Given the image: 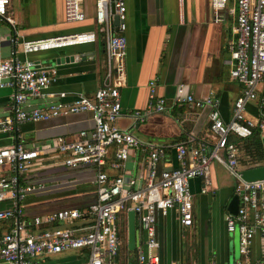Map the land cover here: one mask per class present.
Segmentation results:
<instances>
[{
    "label": "built area",
    "instance_id": "2783aa9c",
    "mask_svg": "<svg viewBox=\"0 0 264 264\" xmlns=\"http://www.w3.org/2000/svg\"><path fill=\"white\" fill-rule=\"evenodd\" d=\"M10 0H0V18L7 21L13 31L10 40V59L0 60V88L11 89L10 112L0 117V133L12 134L14 143L0 147V167L8 165L10 174L0 177V203L9 206L0 209V220L13 219L14 224L0 237V264H32L34 258L62 251H87L86 264H119L115 261L120 249L116 227L119 214L133 211L145 234L144 247L138 251L139 264H160L157 253L156 216L166 215L171 209L177 213L182 227L193 222V204L190 181L203 177L210 183V162L223 165L234 180L233 193L238 198L236 214L226 213L228 231L238 229L239 251L247 255L256 233L261 239L262 257L256 264H264V178L246 180L242 177L238 141L259 132L264 151V0H210L213 19L219 21L228 9L235 15L236 39L230 47V78L242 85L241 93L233 104L232 118L225 122L219 112V100L210 93L197 98L184 93L178 86L173 105L187 108H208L210 142L198 140L196 145L177 144L176 166L162 167L165 149L153 146L147 150L145 174L142 179L125 176L119 169L128 159L131 150L141 143L131 129L154 113H166L171 106L157 91L156 80L148 84L147 103L143 109L131 113V129L118 126L121 115L119 87L125 81L126 54V2L125 0H94L96 29L78 30L66 34L25 39L17 32L8 15ZM64 19L82 22L86 18L85 0H63ZM114 17L118 24L114 25ZM100 31L105 40L106 65L101 82L91 96L78 94L71 102H63L66 93H59L58 101L45 108H27L29 97L42 95V90L53 82L51 73L39 68L29 59L32 53L96 42ZM257 103V114L248 117L246 106ZM90 113L94 127L79 132L78 138H56L53 151L63 155V164L70 168L92 165L95 200L85 208L60 209L44 216L24 218L26 196L44 189V184L20 183V175L38 158L40 150L30 143L18 140L20 127L25 123L46 121L61 114ZM235 137V138H231ZM115 147L114 160L108 163L111 147ZM147 148V146H145ZM119 171L109 175L106 165ZM164 165V164H163ZM167 165V164H165ZM76 220L83 223L74 225ZM252 220V222H250ZM65 223L66 226L58 224ZM46 224V227L43 225ZM214 264V263H212Z\"/></svg>",
    "mask_w": 264,
    "mask_h": 264
},
{
    "label": "crops",
    "instance_id": "0c3cea01",
    "mask_svg": "<svg viewBox=\"0 0 264 264\" xmlns=\"http://www.w3.org/2000/svg\"><path fill=\"white\" fill-rule=\"evenodd\" d=\"M25 8H17V3ZM63 0H10L8 15L19 35L27 39L44 38L78 30L96 29L94 0L86 3V18L82 22L69 23L64 19ZM127 41L125 54V81L119 87L121 115L119 127L131 129V113L143 109L147 103L148 84L156 80L157 91L171 106L166 113H154L131 129L141 145L130 151L129 157L119 169L125 176L142 179L145 174L147 150L153 146L165 149L164 167L176 166L177 144L194 146L198 140L210 142L208 108H187L173 105L178 86L184 85V93L203 98L213 93L219 100L221 118H232L233 104L241 93L242 85L230 78V47L236 39L235 15L224 11L219 21L213 19L210 0H125ZM231 4V5H230ZM229 0L227 8L233 7ZM5 23L6 27L1 25ZM13 31L10 24L0 18V60L10 59ZM36 66L48 70L53 82L42 90V95L29 97L27 108H45L58 101L59 93H66L63 102L73 101L78 94L91 96L101 85L106 65L105 40L100 31L96 42L42 51L25 56ZM11 89L0 88V117L9 114ZM248 117L256 116L257 103L246 106ZM94 122L90 113L61 114L46 121L21 125L18 140L30 143L41 152L38 158L21 175L20 183L44 184V189L28 194L24 200V218L44 216L60 209L85 208L95 200L92 165L70 168L63 164V155L53 151L56 138L64 136L77 139L79 132L91 130ZM14 143L12 134L0 133V147ZM147 146V148L145 147ZM53 149V150H49ZM115 147H111L108 163L114 160ZM240 157H242L240 155ZM164 164V165H163ZM167 164V165H165ZM241 171L264 167H246ZM104 170L111 176L115 168L107 164ZM128 173L129 175H125ZM10 174L8 165L0 167V177ZM210 183L203 177L190 181L193 204V222L182 227L177 213L171 209L166 215L156 216L157 253L160 264H256L262 257L261 239L256 233L247 255L239 251L238 229L228 231L225 215L234 193V180L225 167L210 162ZM0 203V209L8 207ZM230 213V212H229ZM252 222V220H250ZM76 220L74 225L82 224ZM14 224L13 219L0 220V237ZM66 226L65 223L58 224ZM127 212L118 215L116 227L120 237V249L115 258L119 264H139L137 254L144 247L145 234L135 218L136 238L131 248L128 244ZM47 225L44 224L43 227ZM86 250H67L34 258L32 264H86Z\"/></svg>",
    "mask_w": 264,
    "mask_h": 264
},
{
    "label": "trees",
    "instance_id": "16d2710c",
    "mask_svg": "<svg viewBox=\"0 0 264 264\" xmlns=\"http://www.w3.org/2000/svg\"><path fill=\"white\" fill-rule=\"evenodd\" d=\"M233 140L238 141V146L241 149L242 157L239 158L240 163H243L246 167L259 166L264 163L262 139L256 129H254L252 135L247 138Z\"/></svg>",
    "mask_w": 264,
    "mask_h": 264
},
{
    "label": "water",
    "instance_id": "95a60500",
    "mask_svg": "<svg viewBox=\"0 0 264 264\" xmlns=\"http://www.w3.org/2000/svg\"><path fill=\"white\" fill-rule=\"evenodd\" d=\"M114 25L118 24V18L114 17L113 20ZM242 177L246 180H256V179H263L264 178V167H256L253 169H245L242 171ZM238 208V198L236 195L233 196L232 200L230 201L227 210L231 214H236ZM128 217V225H127V232H128V244L131 248L135 245V238H136V227H135V218L136 215L133 211L127 212ZM145 240V238H144ZM143 240V242H144ZM144 244V243H142Z\"/></svg>",
    "mask_w": 264,
    "mask_h": 264
},
{
    "label": "rangeland",
    "instance_id": "374dc122",
    "mask_svg": "<svg viewBox=\"0 0 264 264\" xmlns=\"http://www.w3.org/2000/svg\"><path fill=\"white\" fill-rule=\"evenodd\" d=\"M90 1H91V0H86V3H87V2H90ZM230 5H231V4H230ZM16 7H17V8H20V9L22 8V10H24V8H25V5H24V3H23V2H22V3H19V2H18V3L16 4ZM69 23H75V22H69ZM1 26L5 28V27H6V24H5V23H3ZM125 175H127V176H128L129 174H128V173H126ZM85 261H86V258H85Z\"/></svg>",
    "mask_w": 264,
    "mask_h": 264
}]
</instances>
